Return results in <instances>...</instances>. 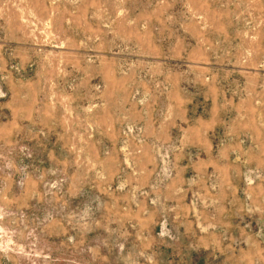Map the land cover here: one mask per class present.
I'll return each mask as SVG.
<instances>
[{"label":"rangeland","instance_id":"374dc122","mask_svg":"<svg viewBox=\"0 0 264 264\" xmlns=\"http://www.w3.org/2000/svg\"><path fill=\"white\" fill-rule=\"evenodd\" d=\"M0 264H264V0H0Z\"/></svg>","mask_w":264,"mask_h":264}]
</instances>
